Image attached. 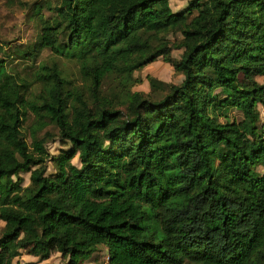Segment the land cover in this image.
I'll return each instance as SVG.
<instances>
[{"label":"trees","instance_id":"16d2710c","mask_svg":"<svg viewBox=\"0 0 264 264\" xmlns=\"http://www.w3.org/2000/svg\"><path fill=\"white\" fill-rule=\"evenodd\" d=\"M169 1L49 6L18 54L48 47L78 80L0 57V264L53 251L79 264L99 245L106 264H264V0ZM159 56L181 81L133 90ZM49 124L67 142L55 155L38 137Z\"/></svg>","mask_w":264,"mask_h":264},{"label":"rangeland","instance_id":"374dc122","mask_svg":"<svg viewBox=\"0 0 264 264\" xmlns=\"http://www.w3.org/2000/svg\"><path fill=\"white\" fill-rule=\"evenodd\" d=\"M189 0H170V6L173 11L183 9ZM56 0H0V57L5 60L9 68L13 71H18L19 74H25L34 69L38 62L47 60L49 62L56 61V63L64 69L66 74L73 80H78L80 75L78 65L74 59H68L61 55H54L48 48L44 47L39 52V55L33 59H26L20 57L18 50L31 44L36 40L39 32V15L44 18L52 14V9ZM40 5L39 13L37 7ZM179 35L171 34L168 36L170 44H172L171 55L174 58H179L182 51L181 48L174 44L178 43ZM133 75L139 80L134 83L131 88L133 90H149L148 75L155 76L165 81L178 83L182 79V74L176 72L172 65L159 56L156 60L144 65L140 69L133 71ZM256 79L263 81L264 78L260 75ZM260 108L261 105H260ZM30 123V118L24 122V126ZM38 137L44 138V146L47 151L55 155L61 148L67 146V142L62 141L58 129L55 125L49 124L38 132ZM26 139L31 141V136L27 132ZM72 161L78 163V157L74 156ZM46 172L54 171L53 162L49 157L46 159ZM260 168V167H259ZM23 184L30 182V171H22ZM4 221L0 219V229ZM21 261H34L35 264H67V258L62 256L59 251H53L47 258L38 259L37 256L22 252L18 257ZM16 258V259H17ZM107 250L104 245H99L89 257L81 259L79 264L95 263L106 264ZM183 264H197L193 262H184Z\"/></svg>","mask_w":264,"mask_h":264}]
</instances>
